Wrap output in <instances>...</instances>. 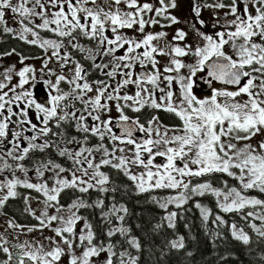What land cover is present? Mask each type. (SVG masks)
Returning a JSON list of instances; mask_svg holds the SVG:
<instances>
[{
    "label": "snow or ice",
    "instance_id": "6c2138e0",
    "mask_svg": "<svg viewBox=\"0 0 264 264\" xmlns=\"http://www.w3.org/2000/svg\"><path fill=\"white\" fill-rule=\"evenodd\" d=\"M178 7L0 0V38L40 50L0 52L21 65H0V264L191 258L178 225L191 234L193 212L216 264L236 258L216 251L229 238L264 264V0H189L183 21ZM129 191L162 212L148 231L136 225L143 239L117 200ZM15 201L29 222L6 210Z\"/></svg>",
    "mask_w": 264,
    "mask_h": 264
},
{
    "label": "trees",
    "instance_id": "16d2710c",
    "mask_svg": "<svg viewBox=\"0 0 264 264\" xmlns=\"http://www.w3.org/2000/svg\"><path fill=\"white\" fill-rule=\"evenodd\" d=\"M119 196L118 194L117 200L127 204L131 212V216L128 218V224L132 226L134 233L141 236L143 239L142 230L144 232L148 231L151 224L155 223L159 215L162 214L161 210L151 203H146L148 199L147 194L136 196L133 194V191H131V193H127L126 197ZM187 222L191 225V234L184 228V221L179 223L178 231L186 237L187 250L194 253L191 258L186 257L183 251L179 253H170L164 259H160L159 252H155L154 257H149L148 253L145 252L142 257V264H216V256L213 255L212 245L200 227L198 213H189ZM137 224L143 226L142 230L136 228ZM190 235L195 236L196 239H190ZM170 238H172V232L170 230L167 233H161L159 236L153 235L151 237L154 244L161 247H163L162 241ZM143 242L146 247L149 246L148 240H144ZM252 247L258 248L255 243L252 244ZM216 251L221 255L225 252L235 253L236 258H230L227 264H250V260L245 254L244 247L232 241L231 238H229L226 243L222 244Z\"/></svg>",
    "mask_w": 264,
    "mask_h": 264
},
{
    "label": "flooded vegetation",
    "instance_id": "af4514ba",
    "mask_svg": "<svg viewBox=\"0 0 264 264\" xmlns=\"http://www.w3.org/2000/svg\"><path fill=\"white\" fill-rule=\"evenodd\" d=\"M179 3V7L174 10V15H176L178 18H180L182 21L189 16V0H178ZM208 13L205 12L204 13V17L205 19H208ZM174 27H184L183 23L176 25ZM159 30V29H157ZM170 33H172L174 31V29H169L168 30ZM12 48L16 49V52L19 53L20 55L23 56H38L40 55V50L35 48V47H31L29 45H26L24 43H22L19 40H15L12 39L10 37H2L0 38V52H4V51H9ZM19 59L20 57L16 54H13L11 56H6L4 57L2 60H0V65H2L3 67H8L9 65L15 64L17 68H20L21 65L19 63ZM25 63L27 64H33L35 65L37 68L40 65V61L39 60H35V59H29L26 60ZM2 70V69H0ZM206 77L204 79H201L198 75L197 78H195V83H194V89L197 95H205L208 93L209 88L207 86V84L205 83ZM41 98H43V93L41 92ZM157 115L160 116L162 122L164 124H168V125H172L174 123H176L177 121L169 116L168 114L164 113V112H159L156 113ZM145 116H147V112L145 113ZM143 118V117H142ZM118 183L120 184H130L129 181H127L125 178L120 177L117 180ZM128 193H131V191H129ZM120 195V194H119ZM127 195H120L119 197H126ZM36 205L33 204V207H35ZM23 209V205L21 202L19 201H15L12 202L8 209H6L7 211H9L10 213H15L16 216L18 217V219L20 220V222L24 223L27 222L25 220V218L23 216L20 215V212ZM47 232H45L46 234Z\"/></svg>",
    "mask_w": 264,
    "mask_h": 264
},
{
    "label": "rangeland",
    "instance_id": "374dc122",
    "mask_svg": "<svg viewBox=\"0 0 264 264\" xmlns=\"http://www.w3.org/2000/svg\"><path fill=\"white\" fill-rule=\"evenodd\" d=\"M256 141L254 140L253 143H255ZM50 233H46L45 235H49Z\"/></svg>",
    "mask_w": 264,
    "mask_h": 264
}]
</instances>
